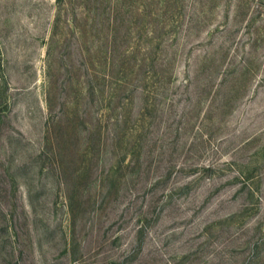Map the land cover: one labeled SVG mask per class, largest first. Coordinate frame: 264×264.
<instances>
[{"label":"rangeland","instance_id":"obj_1","mask_svg":"<svg viewBox=\"0 0 264 264\" xmlns=\"http://www.w3.org/2000/svg\"><path fill=\"white\" fill-rule=\"evenodd\" d=\"M0 264H264V0H0Z\"/></svg>","mask_w":264,"mask_h":264}]
</instances>
